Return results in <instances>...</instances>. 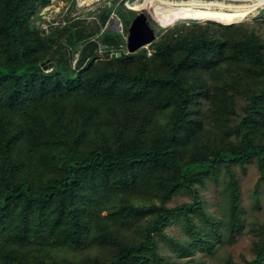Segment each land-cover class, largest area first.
Returning <instances> with one entry per match:
<instances>
[{"label": "trees", "instance_id": "obj_1", "mask_svg": "<svg viewBox=\"0 0 264 264\" xmlns=\"http://www.w3.org/2000/svg\"><path fill=\"white\" fill-rule=\"evenodd\" d=\"M129 2L139 4V0ZM47 3L49 0H31L30 4L26 0H0V227L5 224V231H0V253L20 260L19 251L32 252L28 257L26 253L22 264H54L49 257L54 249L80 242L85 228L81 226L82 211L95 214L99 204L115 195L108 192V186H99L98 179H118V188L135 192L138 178H143V183L151 180L148 171L159 177L156 181L162 187V193L160 189L154 193L162 204L150 206L158 217L148 224L145 241L121 246L110 264H177L159 252L153 233L179 213L202 217L189 226L192 238H171L179 256L222 246L237 223L224 228L220 221L212 220L197 185L204 184L208 177H217L222 167L231 171L232 163L244 164L252 157L258 159L264 178V132H256L253 139L242 135L240 143L235 144L231 134L222 131L218 142L201 143L202 132L206 133V128L210 131L211 126L199 120L192 122L190 95L177 102L167 91L175 87L187 93L198 84L193 67L200 78L208 67L216 68L219 61L232 62L235 55L250 57L264 73L262 36L243 23L236 28L237 35L242 33L239 39L208 33L219 30L210 29L211 24L192 36L177 26L172 37L156 42L152 55L143 51L125 54L124 48L120 52L111 49L121 43L117 30L100 33V29L72 22L42 35L33 19L39 7ZM213 24L224 29L235 25ZM216 43H224V50ZM100 44L109 48L108 59H99ZM80 46V58L72 67L67 48ZM227 47L232 53H225ZM44 51V56H51V71L42 65ZM243 82L247 81L241 76L236 93L241 92ZM233 96L224 103L225 121L233 111ZM257 100V94L248 98L244 111L247 118L254 117L258 106L264 104ZM144 102L154 107L146 113L148 116L153 115V109L163 112L173 107L171 128L160 142L134 125L137 122L133 116L141 118L145 112L135 115L132 108ZM49 105L51 110L44 107ZM148 116L142 118L143 126L150 124ZM243 116L242 124L246 120ZM15 120L20 126L11 128ZM255 124L259 127L264 121ZM190 144L198 152L186 159L182 152L186 153ZM118 146L120 150L114 151ZM160 171L164 176L160 177ZM230 185L238 203L240 194L232 177ZM179 188L191 191L193 202L167 206L165 203ZM125 208L134 211L135 206L124 205L122 212ZM235 210L239 216L238 205ZM256 257L246 264L264 263L263 254ZM193 260L199 261L195 257ZM226 264L245 263L227 258Z\"/></svg>", "mask_w": 264, "mask_h": 264}, {"label": "rangeland", "instance_id": "obj_2", "mask_svg": "<svg viewBox=\"0 0 264 264\" xmlns=\"http://www.w3.org/2000/svg\"><path fill=\"white\" fill-rule=\"evenodd\" d=\"M26 3L30 4L31 0H26ZM141 11L148 15L153 27L158 31V37L155 40L135 51L136 53L143 51L149 56L155 52L156 42L163 37H172L171 33L175 32L177 26H181V30L182 27L184 28L185 35L192 36L207 30L206 26L211 24L209 25L210 29L219 30L214 32L208 30V33H217L218 36L239 39L242 33L237 35L236 28H239V24L243 23L244 27H254L264 39V6L241 20H234V16L230 14H211L202 11L186 12L178 7L170 8L162 3H153V0H139V4H132L129 0H49V3L39 7L33 19V25L42 32V35H50L58 27L67 26L72 22H77L79 25H89L97 30L100 29V33L117 30L120 33L121 43L118 47H111V49L120 52L124 48L125 54H131L135 52L128 50L127 35L133 19ZM220 19L229 20L233 23H226ZM211 21L222 25H235L229 29H224L220 26L219 28ZM215 45L220 47L222 51L225 48L224 43H216ZM53 48H55V44ZM80 48L81 46L77 49L67 48L66 57L70 56L72 67L76 66L80 58ZM212 48L215 52L214 46ZM108 49L106 45H99V59L109 58ZM225 53L230 54L232 51L227 47ZM44 54L45 51L42 53V65L46 71H51L54 68L50 60L51 56L48 54L44 56ZM114 56L116 57V55ZM218 63L216 68L208 67L206 72L200 74V78L199 71L193 67V71H195L193 73L197 76L198 81L194 89L185 93L184 90L172 87V90H168L167 94L175 96L177 102L185 101L183 99L190 95L188 98L190 101L189 116L192 118V122L196 123L199 120L204 122V125L211 126L210 131L206 128V133L202 132L201 143L218 142L222 131L229 132L235 144L240 143L242 135L253 139L256 132H264L263 124H260L259 127L255 124L261 123L262 119L264 121V73H261L258 67L256 68L259 63L254 66L250 57L245 54L235 55L232 62L228 60L227 63L225 61ZM241 76L247 81L240 86V91L243 94L234 91L239 80H241ZM252 94H257V102L263 105L258 106L259 109L254 117L247 118L244 115L245 106L248 105V98ZM231 96L236 97V99L233 103V111L228 114L225 121V117L222 115L223 107L226 99ZM44 107L51 110V105ZM152 107L151 103L144 102L132 108L134 114L137 111L145 112L141 118L133 116L137 122L134 125H140V128L146 129L148 136L156 142H160L161 139H165V133L171 128L169 117L173 107L163 112L153 109V115L148 116L146 113ZM146 116L151 117L148 120L150 124L143 126L141 124L143 123L142 118ZM242 116L246 118V120L243 119L244 124L241 121ZM19 126L20 124L16 120L11 124V128ZM234 127H238L240 130ZM262 139H264V133ZM119 150L120 146L114 149L117 152ZM194 152H198V149L190 144L186 153L182 152V155L187 159L194 155ZM229 167L231 171L222 167L221 173L217 174V177H208L204 184L197 185V187L199 188V196L208 210V215L212 217L211 219L220 221L224 228H229L237 223V229L229 232V238L225 239L222 246L214 247L211 251L197 249L193 254L179 256L177 252H174L173 246L175 244L170 243L171 238L182 240L192 238L193 232L188 230L189 226L191 222L194 223L198 220L200 222L202 217L187 214V212L174 214L169 221L162 224L153 233L156 248H159L160 253L170 257L177 264H203V262L204 264H226L227 258L246 264L257 258L258 253L264 256V178L258 167V159L252 157L244 164L234 162ZM160 173V177L164 176V172L160 171ZM147 175V178L151 179L149 182L143 183V178H138L135 181V186H133L137 190L135 192H127L123 188H118V179H98L96 183L99 186H108V192H115V195L103 205L99 204L98 208L95 209V214L86 215L85 210H83L84 216L81 218V226L85 225V228H82L83 234L79 238L80 242L78 245L70 244L54 249L49 255L50 260L54 264H110L117 256L121 246L139 244L141 241H145L148 224L151 221L154 222L158 217V214L150 209V206L162 204L160 200L154 197V193L162 188L156 181L159 177H155V174L150 171L147 172ZM231 177L237 182V190L240 194L238 203H235L237 201L232 197ZM191 202H193L192 192L185 188H179L165 204L169 207H178ZM124 205L133 209L135 206V209L132 211L125 208V211L122 212ZM236 205H238L239 216H236L237 212H234ZM97 214H100L101 217ZM94 217L96 221H94ZM88 223H90L89 226ZM4 226L5 224L0 227L1 232L5 231ZM26 253L27 257L32 254V252L19 251L17 255L20 256V260H15L16 258H12L13 255L9 256L1 252L0 264H22L27 258L25 257ZM146 255L151 257L148 252ZM194 257L199 261H194Z\"/></svg>", "mask_w": 264, "mask_h": 264}, {"label": "bare ground", "instance_id": "obj_3", "mask_svg": "<svg viewBox=\"0 0 264 264\" xmlns=\"http://www.w3.org/2000/svg\"><path fill=\"white\" fill-rule=\"evenodd\" d=\"M153 3H162L170 8L178 7L186 12L230 14L234 16V20H241L264 6V0H153Z\"/></svg>", "mask_w": 264, "mask_h": 264}, {"label": "water", "instance_id": "obj_4", "mask_svg": "<svg viewBox=\"0 0 264 264\" xmlns=\"http://www.w3.org/2000/svg\"><path fill=\"white\" fill-rule=\"evenodd\" d=\"M158 37V31L153 27L146 13H139L133 19L127 35L129 52H135L145 44Z\"/></svg>", "mask_w": 264, "mask_h": 264}]
</instances>
